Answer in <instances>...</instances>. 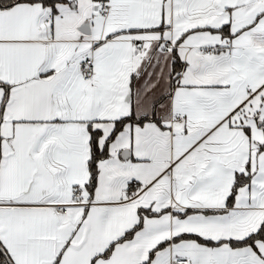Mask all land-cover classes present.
Here are the masks:
<instances>
[{"label": "snow or ice", "instance_id": "snow-or-ice-1", "mask_svg": "<svg viewBox=\"0 0 264 264\" xmlns=\"http://www.w3.org/2000/svg\"><path fill=\"white\" fill-rule=\"evenodd\" d=\"M0 264H264V0H0Z\"/></svg>", "mask_w": 264, "mask_h": 264}]
</instances>
